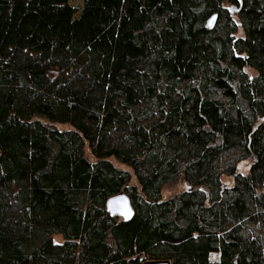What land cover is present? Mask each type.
Returning <instances> with one entry per match:
<instances>
[{
	"label": "trees",
	"instance_id": "obj_1",
	"mask_svg": "<svg viewBox=\"0 0 264 264\" xmlns=\"http://www.w3.org/2000/svg\"><path fill=\"white\" fill-rule=\"evenodd\" d=\"M79 1L0 0V264H264V0Z\"/></svg>",
	"mask_w": 264,
	"mask_h": 264
},
{
	"label": "water",
	"instance_id": "obj_2",
	"mask_svg": "<svg viewBox=\"0 0 264 264\" xmlns=\"http://www.w3.org/2000/svg\"><path fill=\"white\" fill-rule=\"evenodd\" d=\"M216 20V16H212L207 21V28L212 29ZM185 190L188 187L185 186ZM107 212L120 220L127 221L132 217L133 211L130 205V201L125 193L121 192L115 196L110 197L105 204ZM142 264H170L168 261H147Z\"/></svg>",
	"mask_w": 264,
	"mask_h": 264
},
{
	"label": "rangeland",
	"instance_id": "obj_3",
	"mask_svg": "<svg viewBox=\"0 0 264 264\" xmlns=\"http://www.w3.org/2000/svg\"><path fill=\"white\" fill-rule=\"evenodd\" d=\"M80 1L79 0H73V3L74 4H78ZM252 73V72H250ZM59 129H65L66 127L65 126H58ZM85 155L86 157L89 159V160H92V157L87 149V147L85 148ZM247 162H244V163H241L239 166H238V169L242 172V173H246L247 172ZM118 167L120 168H125L119 164H116ZM220 181L225 184V185H228L230 186L232 183L231 181V178L229 177H222L220 179ZM131 184H134V181H131ZM183 189V186L180 184V185H173V186H168V187H164L162 189V193H161V196H162V199H168L170 198L173 194L181 191ZM52 241L53 243L55 244H62L63 243V239L61 236L59 235H56V236H53L52 237Z\"/></svg>",
	"mask_w": 264,
	"mask_h": 264
}]
</instances>
